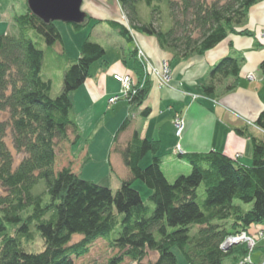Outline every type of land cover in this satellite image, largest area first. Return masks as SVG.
Instances as JSON below:
<instances>
[{"label": "trees", "instance_id": "trees-1", "mask_svg": "<svg viewBox=\"0 0 264 264\" xmlns=\"http://www.w3.org/2000/svg\"><path fill=\"white\" fill-rule=\"evenodd\" d=\"M116 1L128 20L127 27L117 22L107 24L121 38L130 42L134 33L153 37L172 59L187 60L211 51L229 34L250 36L241 28L249 9L263 0ZM140 2L150 9L148 23L140 17ZM88 20L83 17L69 24L79 29ZM14 24L16 34L0 36V264H73L87 255L98 239L117 250L106 264H124L126 260L132 264H178L175 250L185 264H224L225 259L239 264L249 256L245 244L225 251L221 246L230 236L250 235L253 227L264 222L262 141L252 140L250 166L215 151L177 154L190 166V173L169 183L157 156L158 141L134 132L125 146L118 143L119 135L129 126L126 119L112 148L128 177L115 193L81 179L70 167L56 172L63 144L70 143L71 133L78 139V129L71 119L70 94L86 82L90 67L107 52L86 39L79 56L65 65L62 90L53 98L51 81L44 80L41 73L45 52L30 35L40 36L46 48L55 47L61 43V36L54 22L36 16L28 7L26 14L14 17ZM133 56L136 61L130 76L134 86L125 95L119 91L108 104L112 99H116L114 103L125 101L130 108L144 104L151 80L135 51ZM242 61L231 56L221 59L199 86L201 93L212 97L227 79L232 83L224 87V92L232 91ZM260 69L264 73V62ZM140 115L147 117L148 109ZM254 123L264 132V113ZM148 154L151 163L142 169L141 162ZM41 180L49 197L45 203L33 192ZM135 180H141L150 190L148 201L153 209L132 187ZM201 186L204 197L198 201ZM32 228L43 241L39 253L26 251L25 245L33 241ZM74 235L81 239L72 243ZM151 255L155 259L144 263Z\"/></svg>", "mask_w": 264, "mask_h": 264}, {"label": "crops", "instance_id": "crops-1", "mask_svg": "<svg viewBox=\"0 0 264 264\" xmlns=\"http://www.w3.org/2000/svg\"><path fill=\"white\" fill-rule=\"evenodd\" d=\"M21 1L18 11L12 12V20L15 16L24 15L28 11L26 0ZM80 11L91 19L88 22H94V24L97 22L107 24V22H117L120 19L116 0H82ZM110 29L112 28L110 27ZM241 29L247 30L250 36L229 34L211 51L187 60L172 59L170 54H166L160 49L155 38L135 34L140 48L155 65H159L164 59L169 60L175 89L158 88L151 80L147 98L140 107L141 109H131L125 101H122L124 103L121 112L119 115L114 114L110 119V121H115L117 126L114 131H107L109 142L105 148L107 153L105 159L110 165H112V158L116 157L118 165L124 166L119 154L113 151L112 144L118 129L126 119H129L130 123L119 135L118 143H122V147L125 146L134 132H137L141 138L158 141L160 150L157 156L162 161V167L165 164L164 160L168 161L169 156L174 154L177 156L175 153L177 141L180 151L184 154L215 151L236 159L241 165L250 166L252 164V140L257 139L264 143V132L245 122L254 123L257 117L264 113V73L260 69L264 62V0L249 9ZM113 35L116 41L109 49H105L101 45L102 43H98L106 50L107 55L101 60L102 62H96L90 67L89 78L78 90L70 94L73 113V118L71 113V119L78 129V139L75 134L71 133L70 143H66L68 144L66 156L68 155L72 163L76 162L75 158L79 154V159H82L84 163L93 160L91 144L96 139L95 133L92 134L95 125H92L89 131L91 134L88 133L86 143L78 147L81 133L85 129L76 114L75 102L84 104L81 109L92 108L97 99L98 101L107 99L108 102L119 92V85L113 80V74L131 73L134 70L136 60L133 56V42L130 41L133 45V49L130 51L128 41L120 39L121 37L114 30ZM82 44L83 42H81ZM78 46L80 54L81 46ZM108 53H112L116 57V62L111 63ZM127 55L133 59L130 62V68L126 65ZM227 56L243 60L240 74L236 81V87L232 91L224 92V87L232 83V79H227L219 85L215 95L209 97L217 101V104L214 105L212 101L204 99L199 86L207 81L210 69ZM250 75L253 76V80L248 79L247 76ZM89 97H92L93 100H90ZM146 109H148V115L143 118L140 114ZM175 113L184 118L185 127L180 141L177 140L174 133L173 118ZM240 132L242 133L240 134ZM89 141L90 144H88ZM248 145L251 146V149L248 148ZM85 146L86 149H84ZM64 153L63 147L62 156ZM243 158L246 159V163H241L240 160ZM59 159L57 158L56 164ZM63 167L64 165L59 170ZM72 171L75 173L74 169ZM127 177H123L122 180ZM256 228L264 230V226ZM256 228L253 227L250 230V235L255 233L254 229Z\"/></svg>", "mask_w": 264, "mask_h": 264}, {"label": "rangeland", "instance_id": "rangeland-1", "mask_svg": "<svg viewBox=\"0 0 264 264\" xmlns=\"http://www.w3.org/2000/svg\"><path fill=\"white\" fill-rule=\"evenodd\" d=\"M207 3H211L214 0H204ZM221 3L225 2V0H219ZM19 2H22L21 0H0V36L7 34H16L17 29L14 24V19L12 20L11 15L12 12L18 11L19 9ZM22 4V3H21ZM119 7L120 11V19L117 21L118 24H122L123 26L127 27L128 20L126 16L123 14V12ZM138 10L140 13V17L142 19L143 23H148L151 20V14L150 9L146 6L144 2H140L138 4ZM22 13V12H20ZM156 14L154 15V24L157 27L158 18L156 19ZM87 18V16L85 15ZM90 19V18H87ZM91 20V19H90ZM167 20V19H166ZM55 27L57 28L60 36H61V43L57 44L55 47L52 48H46L41 37L38 35H35L31 33L30 37L31 39L37 44L39 49H42L44 54V60H43V66H42V78L44 80L51 81V91L50 96L55 98L58 96L62 90V77H63V71L65 65L69 64L72 60L76 59L79 54L78 52V45H81V42H84L86 39H89L92 42L95 43H102L101 45L105 49H109L110 46L114 45L116 39L113 35V30L108 27L109 25L106 23H100L97 22L94 24V22H86V25L83 27L76 29L72 26V24L63 22L61 20H55L53 21ZM165 23L162 22V25L164 26ZM94 26V30H93ZM136 33H134V36ZM132 37V42L134 44V51L136 52V56L138 57V52H142L144 56L148 57L146 53L143 51L142 48H140L139 44L136 41V38ZM122 39V38H120ZM130 46V51L133 49V45L131 42H128ZM107 55V53H106ZM130 55V54H129ZM129 55L126 56V65L130 68L131 64L130 62L133 61L132 57ZM76 57V58H75ZM107 58V57H106ZM108 58L110 59L111 63L116 62V57L112 53H108ZM103 60V59H102ZM70 61V62H69ZM101 61V60H100ZM167 61V59H164L161 61ZM99 62V61H98ZM102 62V61H101ZM168 64V69L171 72V78L170 82L168 84V87H161L156 84L158 88L167 89V90H174L173 86V75H172V69L170 66L169 61L166 62ZM123 64V62H122ZM157 66V65H156ZM159 68V67H157ZM131 73H116L113 74L112 78L114 81H116L119 85V91L123 93L124 95L127 93V91L122 90L121 83L118 82L114 77L116 75L124 76ZM252 76V75H250ZM249 77V76H247ZM249 79V78H248ZM253 80V76L252 79ZM209 101H212L214 105L217 104V101L214 99H210L209 97H205ZM90 100H93L92 97H89ZM195 99V98H193ZM124 103V102H123ZM122 101L108 104L107 99L106 100H99L97 99V102L94 104L92 108L88 109H81L84 107V104L75 102V109L76 114L79 117V121L82 123V126L84 127V131L81 133V140L78 143L79 145H84L87 140L88 133L91 134L90 129L92 128V125H95V127L92 129V134L95 133L94 136H96L95 141L93 144H91V154L93 156V160L89 162H82V159H79V155L75 158L76 162H70V158L67 154V148L68 144H63L62 147L65 149V153L62 156H58L59 161L57 164H55V171H59V169L64 165V167H72L71 169H74L75 173L77 175H80L79 177L83 180L90 181L92 183L101 185L103 187H108L111 189L113 193L117 191V189L120 187L121 181L123 177H127L128 173L126 168L123 166H119L116 162V157L112 158V165L107 162L105 159L106 156V150L108 140V133L107 131H114L117 124L115 121H110L111 117L115 115H119L121 112V108L123 106ZM141 107V106H140ZM140 107H135V109H139ZM133 109V108H131ZM141 109V108H140ZM72 113V111H71ZM7 117V115H4V118ZM180 117V120L183 122V131H184V118L180 116V114L174 115L173 118V127H174V133H176L175 129V122ZM73 118V113H72ZM242 119L241 117H239ZM245 121V120H244ZM133 122V120H132ZM247 124L257 127L255 123H252L250 121H245ZM258 128V127H257ZM182 131V133H183ZM182 133L180 137H175L177 140L182 139ZM9 143V141H8ZM91 142L89 141L88 144ZM120 143V142H119ZM175 153L180 154L182 153L180 151V145L177 141ZM122 146L123 144L120 143ZM248 148L251 149V146L248 145ZM67 149V150H66ZM86 149V146L84 147ZM13 155H15V152L11 150ZM79 153L80 150L78 149ZM248 153V152H247ZM246 153V155H247ZM151 154H148L143 161L141 162L140 168L144 169L151 163ZM105 159V160H104ZM164 160V159H162ZM19 161V156H15V162L17 163ZM165 164H161V171L163 172L165 178L169 183H172L177 177L179 176H187L190 173V166L183 160L178 159L175 154L173 156L168 157V161L164 160ZM241 163H246V159L243 158V160H240ZM63 167V168H64ZM177 175L176 177H174ZM132 187L139 193L141 199L143 202H145L151 209H153V205L148 201V197L150 195V190L147 188V186L141 181V180H135L132 184ZM1 187H0V193H1ZM33 192L35 194L41 195L43 198L44 203L49 201L48 195L45 193V183L43 180L39 181L38 184L34 187ZM197 196L198 201L202 200L204 197V191L203 187L201 186L197 190ZM240 204L239 202H236ZM250 207H246V210ZM264 226V222L256 227ZM259 229V228H258ZM257 228L254 229L255 233L253 235L246 234L247 240H245L243 243L238 244H245L249 250V256L245 259H242L239 261V264H244L245 261L250 262V264H264V230ZM33 231V241L31 243H27L26 251L31 253H39L43 249V241L41 240L39 233L35 230V228H32ZM81 237L79 235H74L72 237V243L80 240ZM237 245V244H236ZM256 247V249L252 252V250ZM177 256L178 264H185L181 254L179 251H174ZM117 253V250H111L108 246V244L103 240H96L90 247L89 253L85 255L84 257L75 259L73 264H106V262L113 257ZM155 255L149 256L147 259L144 260V263L148 262L149 260H154ZM230 259H225L224 264H230ZM124 264H132L129 260H126Z\"/></svg>", "mask_w": 264, "mask_h": 264}, {"label": "water", "instance_id": "water-1", "mask_svg": "<svg viewBox=\"0 0 264 264\" xmlns=\"http://www.w3.org/2000/svg\"><path fill=\"white\" fill-rule=\"evenodd\" d=\"M27 3L33 14L51 22L74 23L85 17L80 11L82 0H27Z\"/></svg>", "mask_w": 264, "mask_h": 264}, {"label": "built area", "instance_id": "built-area-1", "mask_svg": "<svg viewBox=\"0 0 264 264\" xmlns=\"http://www.w3.org/2000/svg\"><path fill=\"white\" fill-rule=\"evenodd\" d=\"M138 59L141 60L142 62H144L146 68H147V72L148 74L153 78V80L155 81V83L158 86H165L168 87V84L170 82V78H171V72H169L170 70L168 69V64L166 63L167 61H163L162 63H160L158 66L153 65L150 60L148 59V57L144 56L142 52H138ZM159 67V68H157ZM118 82L121 83L122 86V90L125 91H130L131 87L134 86V80L130 75H124V76H119L116 75L114 77ZM249 79H252V76L248 77ZM124 93V91H123ZM116 99H112L110 100V104L114 103ZM175 129H176V137H180L181 133L183 131V122L182 120H180V117H178V119L175 122ZM247 236L242 233L236 237H230L226 240V242L224 243V245L222 247L231 245V244H236V243H241L244 242L245 240H247L246 238ZM246 262V261H245ZM247 263H250L249 261H247Z\"/></svg>", "mask_w": 264, "mask_h": 264}]
</instances>
